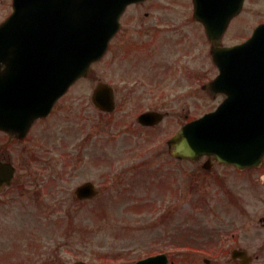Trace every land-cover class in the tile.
Wrapping results in <instances>:
<instances>
[{"label": "rangeland", "instance_id": "rangeland-1", "mask_svg": "<svg viewBox=\"0 0 264 264\" xmlns=\"http://www.w3.org/2000/svg\"><path fill=\"white\" fill-rule=\"evenodd\" d=\"M132 9L131 33L140 26V17L161 27V50H171L170 57L166 51L160 59L176 62L175 78L161 84L165 88L158 96L144 94L141 66L117 59L109 70L108 59L102 60L36 126L27 144L14 146L20 172L11 194L0 197V264L135 261L159 251L184 250L188 244L202 250L189 258L187 253L176 255L174 264H206V255L210 264H230L234 247L259 253L254 264H264V164L243 172L220 166L195 175L194 164L173 165L163 147L165 135L187 115L200 116L222 99L201 88L217 69L202 27L189 20L191 0H153ZM263 10L264 0H248L224 42L251 34ZM168 38L173 43L164 45ZM153 60L145 61L146 70ZM108 80L123 91L133 90L116 114L121 122H107L90 102L95 85ZM148 107L170 112L152 135L132 120ZM84 120L93 124L96 135L83 152L88 157L77 166L79 139L88 131ZM5 140L0 137V143ZM43 169L44 177L26 173ZM159 177H171L172 188L161 186ZM86 180L95 182L100 194L80 203L74 190Z\"/></svg>", "mask_w": 264, "mask_h": 264}, {"label": "water", "instance_id": "water-1", "mask_svg": "<svg viewBox=\"0 0 264 264\" xmlns=\"http://www.w3.org/2000/svg\"><path fill=\"white\" fill-rule=\"evenodd\" d=\"M18 1L22 4L24 0ZM131 1L44 0V15L48 10L53 12L57 9L65 19L73 13L77 15L79 31L75 48L70 53L73 57L64 53L63 63L58 62L57 53L54 57L44 55L42 61L41 57L29 60L30 56L25 52L17 54L18 50L12 48L8 37L14 20L2 24L0 127L24 136L37 117L48 114L70 84L86 75L91 62L104 54L108 38ZM242 5L243 0H195V17L206 23L208 34L215 42L214 51L217 49L214 58L221 69L217 79L204 88L224 92L227 97L215 112L186 124L172 138L174 154L190 158L203 153L216 154L219 160L238 167L259 165L264 159V23L245 43L220 48L223 32ZM109 91L111 89L106 84L96 88L94 101L99 107L112 106ZM158 118V114L145 113L140 120L150 123ZM12 170L10 165L0 164V172L10 173ZM91 187L92 184L88 183L80 190L90 192ZM167 261L165 255H158L136 263L119 264H167Z\"/></svg>", "mask_w": 264, "mask_h": 264}, {"label": "flooded vegetation", "instance_id": "flooded-vegetation-1", "mask_svg": "<svg viewBox=\"0 0 264 264\" xmlns=\"http://www.w3.org/2000/svg\"><path fill=\"white\" fill-rule=\"evenodd\" d=\"M13 0H0V19L5 15H9L13 11ZM151 12H146V16L148 19L151 17ZM128 11L124 15L122 19V27L121 29L113 36V38L110 40L108 50L106 53V57L108 58L109 66L108 69H110L111 65L118 59V60H126L128 62L129 60H132L131 66H134V64L141 66L142 70L140 71V68L138 69L139 74L141 75L140 78L142 81H146V84H141L140 86L143 88L144 94L152 93L155 96L159 95V91L164 89L165 87H161L162 83H165L166 81H171L176 76V62H172L169 59H160V56L162 53L167 52V55L170 57V50L171 49H163L161 50L158 44L156 43L157 40H159L158 35L160 33V27L156 25V23H150L146 21V19H142V17L139 18V25L138 29L135 33L130 32V26L128 22ZM4 16V17H5ZM138 18V16H137ZM170 40V39H168ZM187 51V49H186ZM174 52V48L173 51ZM165 55H163L164 57ZM174 56V54H173ZM151 57H154V60L152 62V68L151 70H146L145 68V61H149ZM130 69H127V72H129ZM136 70V73L138 72ZM184 76H189L191 78V73L183 72ZM132 89L128 90H121L118 86L115 87V99H116V105L117 107H121L120 105L125 104L128 97H130L132 93ZM120 110V109H119ZM117 110V111H119ZM148 110H159L156 107L149 108ZM116 111V112H117ZM163 112V111H162ZM170 112L165 111L164 115H168ZM53 114V113H52ZM49 115L48 117H50ZM47 117V118H48ZM47 118H43L38 120V123L41 121L46 120ZM109 120H112L113 118L110 116L108 117ZM84 124L86 128L88 129L87 132H85L81 138L79 139V147L77 151V164L80 166V163L83 158L88 157L87 155H83V152L87 151L89 149L90 143L93 141L94 138V128L91 123L88 125L86 124V121H84ZM141 128L145 129H154L156 126H145L142 124ZM30 136V135H29ZM27 139L22 141H27ZM17 141V140H16ZM21 142V141H20ZM1 152V148H0ZM7 154L5 152H2L1 157L3 159H7ZM152 156V155H151ZM160 156V155H157ZM170 160H174L175 158L171 154H167ZM44 158V157H43ZM209 159L208 165L211 166V171H215L217 167H219L221 164H218L214 158H209L208 156H203L200 160L196 161V165L200 167L204 164L206 160ZM163 166V165H161ZM160 167V165H159ZM26 173H34L35 177L38 175L44 176V170L40 171H26ZM28 175V174H27ZM29 176V175H28ZM19 177V173L15 176L13 179V185L7 186L5 185L1 192L0 197L7 196L11 194L13 188L16 185V182ZM246 250L247 254L251 256V260L249 261V264H254L255 259L259 257V253H250L248 249H241ZM241 260L238 259V263L240 264Z\"/></svg>", "mask_w": 264, "mask_h": 264}]
</instances>
